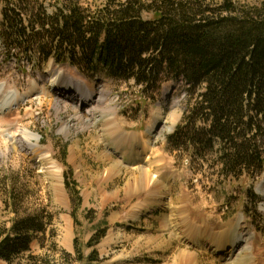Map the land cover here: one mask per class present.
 I'll use <instances>...</instances> for the list:
<instances>
[{
  "label": "rangeland",
  "instance_id": "1",
  "mask_svg": "<svg viewBox=\"0 0 264 264\" xmlns=\"http://www.w3.org/2000/svg\"><path fill=\"white\" fill-rule=\"evenodd\" d=\"M75 1L94 11L105 0ZM1 24L0 16V30ZM39 58L16 55L6 62L0 44V101L9 92L18 97L14 111L0 114V227L51 214L47 236H38L32 252L53 264L69 263L78 247L85 256L95 252L97 261L71 264H247L252 252L264 260V194L258 191L264 173L255 181L226 179L217 150L203 161L174 151L169 137L182 109L172 81L149 99L133 81ZM75 86L97 93L92 109L74 101ZM25 130L39 136L34 147L19 143ZM11 132L18 136L9 139ZM44 154L53 164L41 160ZM141 169L151 180H137ZM66 183L76 187L79 206ZM102 229L100 242L87 248Z\"/></svg>",
  "mask_w": 264,
  "mask_h": 264
},
{
  "label": "trees",
  "instance_id": "2",
  "mask_svg": "<svg viewBox=\"0 0 264 264\" xmlns=\"http://www.w3.org/2000/svg\"><path fill=\"white\" fill-rule=\"evenodd\" d=\"M0 16L6 62L21 55L77 65L87 75L133 81L149 99L172 81L182 119L171 148L196 161L217 150L226 179L264 173V1L105 0L89 11L75 0H0ZM66 186L79 206L76 187ZM52 219L42 211L0 227V264H53L32 252ZM76 253L67 264L97 261L95 252Z\"/></svg>",
  "mask_w": 264,
  "mask_h": 264
},
{
  "label": "bare ground",
  "instance_id": "3",
  "mask_svg": "<svg viewBox=\"0 0 264 264\" xmlns=\"http://www.w3.org/2000/svg\"><path fill=\"white\" fill-rule=\"evenodd\" d=\"M82 87V86H81ZM73 88V89H72ZM71 89H70V93L72 92L73 93V95H72V98L74 97V101H77L78 102V106H82V108L83 109H89V107H91V105H93L92 103L93 102H95V97L97 96V93L95 92V91H92V90H90L91 89V87L90 88H82V89H79L78 88V86H75V87H72ZM69 89H67V91H68ZM99 91V90H98ZM95 98V99H94ZM94 99V100H93ZM18 97H17V95L16 94H14L13 92H9L7 95H5V96H3V98H2V100L0 101V114L2 115V114H5V113H11L12 111H14L13 109V107H14V105L16 104H18ZM15 105V106H16ZM91 109H92V107H91ZM87 111V110H86ZM89 111V110H88ZM93 113V112H92ZM7 118V117H6ZM10 121V120H9ZM1 124V123H0ZM118 127V126H117ZM102 129H104V128H102ZM18 130V129H17ZM20 130H22V129H20ZM122 132H123V130L121 131V134H122ZM21 133V136H22V138H23V140H24V142L23 141H21V142H19L21 145H23V143L25 144V147H34L36 144H35V142L34 141H36V140H39V136L38 135H36V134H34V133H31L30 131H27V130H25V131H21L20 132ZM152 132H149V134H151ZM5 135V134H4ZM9 139H13V138H15L16 136H18L15 132H11V134H7L6 135ZM124 139H125V137L123 136V134L121 135ZM122 137H120L121 139H122ZM121 139H118V142H120V140ZM124 141H126V139L124 140ZM127 145H129V144H127ZM129 148V147H128ZM48 158H50V157H48V156H46L45 154L44 155H42V158H41V160L42 161H46V162H48L49 163V165H51V164H53L52 162H51V160L49 161L48 160ZM55 164V163H54ZM119 164V163H118ZM115 166V165H114ZM58 168V167H57ZM113 168V167H112ZM112 168H111V171H112ZM52 169H54L55 170V168H52ZM115 169V168H114ZM119 169V168H118ZM140 170V169H139ZM138 170V171H139ZM142 170V172H139V175L138 174H136V178H137V180H140V181H146V180H151L150 179V172L148 173V172H146V170H143V169H141ZM115 172H117V171H115ZM134 177V176H133ZM135 178V177H134ZM147 183V182H146ZM148 184H149V182H148ZM147 185V184H146ZM258 191L260 192V194H264V179H263V181L261 182V185H260V187H259V189H258ZM240 224H241V222H240ZM239 224V225H240ZM242 225V224H241ZM244 225H242L241 227H243ZM241 235V234H240ZM239 235V236H240ZM242 235H244V234H242ZM225 239H227V236L225 237ZM228 240V239H227ZM221 241H223V240H221ZM229 241V240H228ZM239 241L241 242V241H244L243 240V238H239ZM247 241V240H246ZM245 241V242H246ZM226 242V241H225ZM229 243V242H228ZM221 244V243H220ZM230 244V243H229ZM254 244V243H253ZM226 245H227V243H225L224 245H223V247L222 246H219V247H222V249H226L227 247H226ZM248 246V245H247ZM254 246V245H253ZM252 246V247H253ZM243 247V246H242ZM245 247V246H244ZM243 247V250L244 249H248V247L246 248H244ZM232 248V247H231ZM249 250H251V245L249 246ZM217 249V248H216ZM254 249V248H253ZM220 250V249H219ZM233 250V249H232ZM232 250H230V253H231V251ZM234 251V250H233ZM225 252H229L228 250H226ZM238 253V252H237ZM241 253H243V252H241ZM183 254H185V252H183ZM253 252L250 254L251 256H249V261H248V263L247 264H264V260L262 261L260 258V255H262V253L259 255V256H257L256 254H253ZM225 255V254H224ZM182 256V255H181ZM223 257V256H222ZM230 257V256H229ZM260 257V258H259ZM243 264H246V263H243Z\"/></svg>",
  "mask_w": 264,
  "mask_h": 264
}]
</instances>
